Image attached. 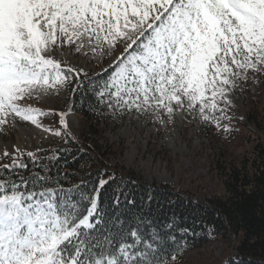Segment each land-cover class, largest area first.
Wrapping results in <instances>:
<instances>
[{
	"label": "snow or ice",
	"instance_id": "snow-or-ice-1",
	"mask_svg": "<svg viewBox=\"0 0 264 264\" xmlns=\"http://www.w3.org/2000/svg\"><path fill=\"white\" fill-rule=\"evenodd\" d=\"M65 45L101 74L62 67L53 57ZM260 75L264 0H0V126L10 115L40 126L28 100L78 84L109 118L134 110L170 124L180 111L227 133L230 93ZM27 155L28 176L18 171L28 168L22 153L0 158V264H179L188 248L173 223L158 224L126 187L117 185L105 210L100 189L109 180L91 193L83 176L65 187L52 175L53 163H68L59 150L54 161ZM225 231L234 239L230 225Z\"/></svg>",
	"mask_w": 264,
	"mask_h": 264
},
{
	"label": "rangeland",
	"instance_id": "rangeland-1",
	"mask_svg": "<svg viewBox=\"0 0 264 264\" xmlns=\"http://www.w3.org/2000/svg\"><path fill=\"white\" fill-rule=\"evenodd\" d=\"M53 58L62 67H82L89 74H101V67L77 54L72 45H65ZM258 79V83L242 84L243 91L230 93L232 104L226 115L232 119L224 120L230 129L227 133L214 124L202 126L186 112L177 111L170 124L164 115L165 123L161 124L154 115L133 110L114 118L106 112L96 140L110 155L109 165L114 170L132 172L147 184H168L201 198L224 196L225 163L241 162L264 138V75ZM57 87L53 85L47 94L34 96L24 105L39 113L36 119L40 126L18 116L7 117L6 125L0 126V158L5 151L24 156L54 146L64 137L56 132L81 138L82 120L69 110L72 91L63 86L57 91ZM61 117L67 127L60 123ZM233 241H214L187 252L181 264H220L228 257Z\"/></svg>",
	"mask_w": 264,
	"mask_h": 264
},
{
	"label": "trees",
	"instance_id": "trees-1",
	"mask_svg": "<svg viewBox=\"0 0 264 264\" xmlns=\"http://www.w3.org/2000/svg\"><path fill=\"white\" fill-rule=\"evenodd\" d=\"M89 75L96 78L100 74ZM76 87L79 90L72 91L69 110L82 120L81 138L77 140L64 136L54 146L33 154L42 160L54 161L59 150V154L68 160L67 164L61 159L60 163L51 165L53 177L68 187L79 184L83 176L87 193L97 188L99 181L109 180L110 184L100 189V203L105 210H109L112 199L119 191L117 185L126 187L137 205L142 206L158 224L173 223L177 237H182L181 243L188 248L183 256L214 241L231 242V237L225 231L226 225H230L235 233L233 246L228 257L220 264H231L234 258H239L240 264H264V138L241 162L225 163L224 196L201 198L193 192L176 191L168 184H147L134 173L117 171L109 165L110 155L104 153L96 140L100 137L101 118L106 112L102 115L95 113L84 89L78 84ZM221 123L225 124L224 120ZM66 153H75V157ZM79 157H82L79 164H74L73 160ZM22 158L28 168L18 171L28 176L33 168L32 160L28 155ZM4 162L8 161L5 159ZM149 195L152 197L150 205L145 202ZM213 229L218 235L214 240H209L207 234Z\"/></svg>",
	"mask_w": 264,
	"mask_h": 264
},
{
	"label": "bare ground",
	"instance_id": "bare-ground-1",
	"mask_svg": "<svg viewBox=\"0 0 264 264\" xmlns=\"http://www.w3.org/2000/svg\"><path fill=\"white\" fill-rule=\"evenodd\" d=\"M70 108V107H69Z\"/></svg>",
	"mask_w": 264,
	"mask_h": 264
}]
</instances>
